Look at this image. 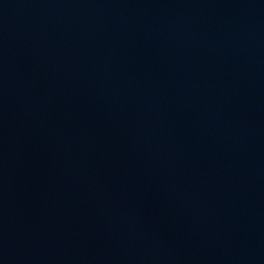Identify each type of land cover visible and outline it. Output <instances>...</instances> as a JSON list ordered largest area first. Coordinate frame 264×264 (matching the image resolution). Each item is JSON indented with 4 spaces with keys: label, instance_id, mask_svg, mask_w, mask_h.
Masks as SVG:
<instances>
[{
    "label": "water",
    "instance_id": "95a60500",
    "mask_svg": "<svg viewBox=\"0 0 264 264\" xmlns=\"http://www.w3.org/2000/svg\"><path fill=\"white\" fill-rule=\"evenodd\" d=\"M0 264H264V0H0Z\"/></svg>",
    "mask_w": 264,
    "mask_h": 264
}]
</instances>
